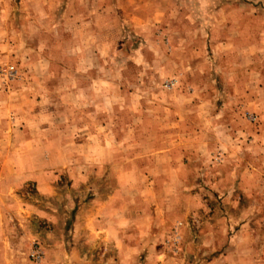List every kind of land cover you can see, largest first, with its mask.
I'll use <instances>...</instances> for the list:
<instances>
[{"label": "rangeland", "instance_id": "374dc122", "mask_svg": "<svg viewBox=\"0 0 264 264\" xmlns=\"http://www.w3.org/2000/svg\"><path fill=\"white\" fill-rule=\"evenodd\" d=\"M240 5L0 0V264H264L259 21L250 51L209 46ZM115 188L138 237L122 255L83 226Z\"/></svg>", "mask_w": 264, "mask_h": 264}, {"label": "crops", "instance_id": "0c3cea01", "mask_svg": "<svg viewBox=\"0 0 264 264\" xmlns=\"http://www.w3.org/2000/svg\"><path fill=\"white\" fill-rule=\"evenodd\" d=\"M232 2H237L239 6L240 3L243 5L242 9H230L224 12H220L225 15H221V17L226 18V23L221 22L222 29V37L218 39H214L211 37V41L209 46L216 49L217 51L224 50L230 51L234 48H241L244 51L251 50L250 44V34H251V18H255L259 21V42L260 44L264 43V0H231ZM263 4V8H260ZM254 5H258V9L253 10ZM246 6V7H245ZM245 7V8H244ZM219 14V12H217ZM228 18H232L229 20ZM228 19V20H227ZM215 27H212L211 30H207L210 34L215 33ZM218 29V26H217ZM262 47V46H261ZM255 48H259V46H255ZM245 59V58H243ZM105 64L104 60L95 62L96 66H100ZM80 66L83 69V72L87 73L90 71V63L88 60H83L80 63ZM78 76V75H77ZM82 79H86V74L81 75ZM75 92L74 95L75 96ZM78 97V96H77ZM105 124V123H103ZM100 123V129L106 130L107 126H104ZM104 126V127H103ZM116 126V125H115ZM222 128V127H221ZM104 136V135H103ZM100 143L102 144L103 140L101 137ZM109 156V157H108ZM102 154L99 153V158L97 159L100 163L96 165L99 168V175H103L106 171V166L103 164H113L111 168L115 170L116 166V157H114L110 153H105L102 157ZM114 157V158H113ZM110 158V159H108ZM216 158V157H215ZM224 158V157H223ZM225 159V158H224ZM112 160V161H111ZM171 161V159H170ZM104 169V170H103ZM156 168H153L151 171H155ZM121 191L122 188H115L112 190L111 195L108 196L107 200H99L89 203V207L86 218L83 220L84 226V234L89 246L93 247L95 244L104 245V249L101 247V252L106 253L110 251L113 246L116 248L118 254L122 255L124 253L125 248L135 249L137 246L133 245V242H137V235L132 236L124 235L128 229L127 227L132 226V222L128 221V223L123 222V203L121 199ZM125 228V229H124ZM107 243V244H106ZM99 253V254H100ZM103 255V254H102Z\"/></svg>", "mask_w": 264, "mask_h": 264}, {"label": "built area", "instance_id": "2783aa9c", "mask_svg": "<svg viewBox=\"0 0 264 264\" xmlns=\"http://www.w3.org/2000/svg\"><path fill=\"white\" fill-rule=\"evenodd\" d=\"M16 70L14 69V66L12 65H0V82H7L15 77ZM175 84V81H168L165 83L166 88H171ZM30 257L32 260L35 262H40L41 261V252L35 250L30 253Z\"/></svg>", "mask_w": 264, "mask_h": 264}]
</instances>
